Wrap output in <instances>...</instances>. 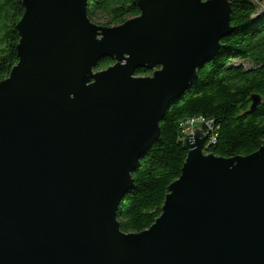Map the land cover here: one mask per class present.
I'll return each mask as SVG.
<instances>
[{
	"label": "water",
	"instance_id": "water-1",
	"mask_svg": "<svg viewBox=\"0 0 264 264\" xmlns=\"http://www.w3.org/2000/svg\"><path fill=\"white\" fill-rule=\"evenodd\" d=\"M87 2L22 0L0 81V264H264V146L217 157L195 129L154 224L117 221L168 106L233 31L229 1L136 0L110 28Z\"/></svg>",
	"mask_w": 264,
	"mask_h": 264
},
{
	"label": "trees",
	"instance_id": "trees-1",
	"mask_svg": "<svg viewBox=\"0 0 264 264\" xmlns=\"http://www.w3.org/2000/svg\"><path fill=\"white\" fill-rule=\"evenodd\" d=\"M228 1L233 31L221 40L217 55L198 70L189 90L168 106L159 123L158 140L131 174L133 188L123 198L117 216L124 233L145 231L160 216L167 188L179 178L186 159L181 128L186 120L203 119L199 129L207 137L205 153L232 158L264 146V15L254 19L257 8L251 0ZM23 13L22 0H0V81L18 62L16 25ZM139 14L136 0L87 2V16L99 26H118ZM112 62L104 59L96 70ZM144 74L150 72L135 73ZM253 96L260 103L252 112ZM211 138L214 143L208 146Z\"/></svg>",
	"mask_w": 264,
	"mask_h": 264
},
{
	"label": "built area",
	"instance_id": "built-area-1",
	"mask_svg": "<svg viewBox=\"0 0 264 264\" xmlns=\"http://www.w3.org/2000/svg\"><path fill=\"white\" fill-rule=\"evenodd\" d=\"M202 124H203V119L200 117L191 118L183 122L181 125L182 139L184 138L185 135L193 133L195 129H199ZM207 127H209V125ZM213 143H214V138H211L210 142L208 143V146Z\"/></svg>",
	"mask_w": 264,
	"mask_h": 264
},
{
	"label": "rangeland",
	"instance_id": "rangeland-1",
	"mask_svg": "<svg viewBox=\"0 0 264 264\" xmlns=\"http://www.w3.org/2000/svg\"><path fill=\"white\" fill-rule=\"evenodd\" d=\"M251 2L257 8V15L254 17V19H257L260 16L264 15V0H251ZM245 66H247V64H245Z\"/></svg>",
	"mask_w": 264,
	"mask_h": 264
},
{
	"label": "flooded vegetation",
	"instance_id": "flooded-vegetation-1",
	"mask_svg": "<svg viewBox=\"0 0 264 264\" xmlns=\"http://www.w3.org/2000/svg\"><path fill=\"white\" fill-rule=\"evenodd\" d=\"M113 64H114V62H112V64L108 65L106 68H108L109 66H111V65H113ZM106 68H105V69H106ZM150 74H151V73H150ZM141 76H148V75H145V74H144V75H141Z\"/></svg>",
	"mask_w": 264,
	"mask_h": 264
}]
</instances>
